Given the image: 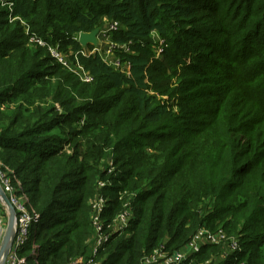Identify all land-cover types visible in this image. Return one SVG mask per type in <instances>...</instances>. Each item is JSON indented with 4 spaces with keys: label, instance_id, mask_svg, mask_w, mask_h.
Returning <instances> with one entry per match:
<instances>
[{
    "label": "trees",
    "instance_id": "16d2710c",
    "mask_svg": "<svg viewBox=\"0 0 264 264\" xmlns=\"http://www.w3.org/2000/svg\"><path fill=\"white\" fill-rule=\"evenodd\" d=\"M12 1L0 3V161L38 217L20 258L85 257L94 201L108 196L110 237L92 264H141L219 227L241 246L220 264H264V0ZM106 21L120 25L110 35L129 49L116 51L128 74L74 39ZM23 23L93 80L30 44ZM221 253L204 246L192 264Z\"/></svg>",
    "mask_w": 264,
    "mask_h": 264
},
{
    "label": "built area",
    "instance_id": "2783aa9c",
    "mask_svg": "<svg viewBox=\"0 0 264 264\" xmlns=\"http://www.w3.org/2000/svg\"><path fill=\"white\" fill-rule=\"evenodd\" d=\"M0 3L3 7H6L10 12H13L14 3L12 0H0ZM23 26L25 28L24 30L26 32V35L29 37L30 44L47 48L54 59H56L59 63H61L70 71L79 75L82 78V81L89 83L93 80L91 76L85 73L83 67L79 65H74L70 61L68 56L61 52L60 47L58 45L53 46L46 42L43 38H39L37 34L30 32L29 27L25 23H23ZM109 26V29L106 30L105 33L109 35V37H111L110 34L114 31H117L120 28V25L118 22H112L109 23ZM74 39L79 42V36ZM157 41L159 42V46L157 48V55L160 56L162 55L166 44L165 41L160 38V36L158 37ZM109 43L112 49L117 50L119 48L124 50L125 52L129 51L128 47L125 45L118 46L113 44L111 41H109ZM81 52L85 56L99 54L102 59L116 71L126 74L129 73V64L122 62L119 57H117L116 54L113 53V51H108V54H106L105 56L101 50V46L99 45V43L97 46H93V49L91 50H88L84 47ZM107 55L109 58H107ZM110 55L113 56L112 59L110 58ZM76 61L78 63L77 59ZM14 181L15 173L9 169L4 170L0 166V185L7 194L12 206L15 209L16 214L12 246L4 264H26V260L24 258H20L19 254L21 250L29 243L32 236L33 225L34 223L38 222V217L32 216L28 208V200L26 195L22 192L19 193V190H21L20 185L16 186L14 184ZM100 186L103 187L105 186V184L100 183ZM108 200L109 198L107 196H101L100 198H97V200L94 201L93 208L95 210V216L93 223L96 231V237L90 245L88 257H81L78 260L73 261L69 264H92V259L97 254L98 249L101 248L109 239L110 235H106L103 232V223L101 220V215L104 209L106 208V203ZM129 218L130 213L128 210H125L114 221L113 224H116L114 225V229L113 224L109 227L113 229L112 233H116L125 229L128 226ZM2 231V219L0 216V250L2 248L3 242ZM235 238H228L226 232H224L223 229L212 231L207 228H201L191 237V239L186 245H184L182 249L170 252L167 250L166 243H163L158 248H156L151 254L145 255L141 261V264H192L194 262L195 256L202 251V248L204 246L208 245L220 247L222 249V253L220 254L219 258L223 261H226L231 259L232 257H234L235 254L241 251L239 240L238 238ZM217 260L218 258H213V260L207 262L206 264H216ZM34 264L38 263L34 262Z\"/></svg>",
    "mask_w": 264,
    "mask_h": 264
},
{
    "label": "rangeland",
    "instance_id": "374dc122",
    "mask_svg": "<svg viewBox=\"0 0 264 264\" xmlns=\"http://www.w3.org/2000/svg\"><path fill=\"white\" fill-rule=\"evenodd\" d=\"M109 22L108 21H106L104 24H103V26H102V28L100 29L101 30V32H100V34H99V45L101 46V50H102V52H103V54L106 56V54H108V51H113V53H115L116 54V49H112V47H111V45H110V43H109V41H111L112 42V37H109V35H107L106 33H105V31L106 30H108L109 29ZM25 31V30H24ZM25 34H26V32H25ZM38 36V35H37ZM49 36V35H48ZM39 38H43V37H40V36H38ZM158 35L157 34H155L154 35V40H155V42H158L157 41V39H158ZM44 39V38H43ZM116 50V51H115ZM119 54V53H118ZM118 54H116V56L118 55ZM112 55H110V58L112 59ZM118 57V56H117ZM157 57L158 58H160V56H158L157 55ZM107 58H109L108 57V55H107ZM162 58H163V56H162ZM75 126H77V127H80V126H82L81 124H75ZM66 130H69V128L68 127H66ZM65 130V132H63V131H61L60 132V134H61V138L62 139H65V138H68V136L69 135H67V131ZM58 133H59V131H57ZM4 167H3V166ZM0 166L4 169V170H11L9 167H7V166H5L1 161H0ZM6 167V168H5ZM104 168H106L107 169V171H108V173H111V172H116V170L118 171H120V169L119 168H115L114 167V163H113V160H112V157H109L108 159H107V165L106 164H104ZM13 171V170H12ZM14 172V171H13ZM15 182H17V180H15ZM109 184H111V183H109ZM108 197V196H107ZM109 198V197H108ZM0 211H1V214H0V216H1V219H2V241L4 240V238H5V235H6V233H7V230H8V223H9V213H8V210H7V208L5 207V205H3L2 203H0ZM218 229H222L221 227H219V228H217L216 230H218ZM213 231H215V230H213ZM225 232V231H224ZM227 235V237L228 238H235V237H231V236H229L228 234H226ZM236 239V238H235ZM3 243V242H2ZM86 257H88V254L86 255ZM221 262H223V260L222 259H220V258H218V260L216 261V264H220Z\"/></svg>",
    "mask_w": 264,
    "mask_h": 264
},
{
    "label": "water",
    "instance_id": "95a60500",
    "mask_svg": "<svg viewBox=\"0 0 264 264\" xmlns=\"http://www.w3.org/2000/svg\"><path fill=\"white\" fill-rule=\"evenodd\" d=\"M101 30L98 28L91 33H81L79 37V43L83 47L89 45L97 46L99 43V34ZM0 202L5 205L9 213V223L8 230L2 243V248L0 250V264H4L12 246V240L14 237V227H15V209L12 206L7 194L0 185Z\"/></svg>",
    "mask_w": 264,
    "mask_h": 264
},
{
    "label": "clouds",
    "instance_id": "9594fccd",
    "mask_svg": "<svg viewBox=\"0 0 264 264\" xmlns=\"http://www.w3.org/2000/svg\"><path fill=\"white\" fill-rule=\"evenodd\" d=\"M86 48V47H85Z\"/></svg>",
    "mask_w": 264,
    "mask_h": 264
}]
</instances>
